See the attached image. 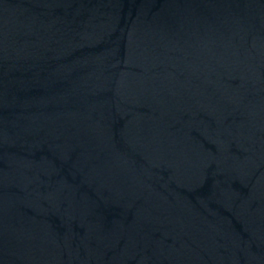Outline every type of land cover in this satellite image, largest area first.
Listing matches in <instances>:
<instances>
[{
  "label": "water",
  "instance_id": "1",
  "mask_svg": "<svg viewBox=\"0 0 264 264\" xmlns=\"http://www.w3.org/2000/svg\"><path fill=\"white\" fill-rule=\"evenodd\" d=\"M0 264H264V0H0Z\"/></svg>",
  "mask_w": 264,
  "mask_h": 264
}]
</instances>
